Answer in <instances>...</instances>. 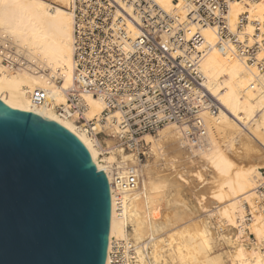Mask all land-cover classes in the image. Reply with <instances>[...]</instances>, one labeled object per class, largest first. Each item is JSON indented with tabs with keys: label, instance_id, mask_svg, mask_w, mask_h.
<instances>
[{
	"label": "bare ground",
	"instance_id": "obj_1",
	"mask_svg": "<svg viewBox=\"0 0 264 264\" xmlns=\"http://www.w3.org/2000/svg\"><path fill=\"white\" fill-rule=\"evenodd\" d=\"M73 1L0 0V101L6 107L51 119L74 133L91 152L97 169L106 174L111 196L106 264H110L114 242L133 244L134 264H264L260 193L264 164H238L219 142L220 138L226 139L227 148L232 149L236 136H240L245 158L259 161L264 157V71L249 65L232 44L221 48L215 27H201L191 19L193 4L188 0H155L186 28L188 38L200 30L204 38L200 70L206 88L220 103L217 115H204L208 133L203 148L192 145L175 125L161 129L158 139L149 134L143 137L144 147L150 146L153 152H159L162 144L172 145L182 156L192 155L202 161L216 176L215 188L209 195L214 207L209 209L206 197L201 195L197 206L209 210L207 217L197 225L196 234L186 227L182 230L170 223V207L164 195L152 191L147 171L152 165L139 163L136 152L125 150L115 122L110 120L102 128L114 139L102 142L98 136L90 135L83 124L76 123V114L69 118L58 112L61 106L68 107L67 94L73 86ZM241 16L247 18L244 33L248 43L260 45L257 60L263 61L264 0L232 1L228 15L231 32L236 31ZM37 92L44 93L40 104L34 101ZM83 98L87 106L85 118L99 117L105 104L91 95ZM139 164L142 177L134 190L122 192L111 187L116 172ZM197 176L202 179L200 172ZM118 202L122 204L121 211L116 209ZM212 226L218 231L238 233L233 240L227 234L220 236ZM226 246H233V250Z\"/></svg>",
	"mask_w": 264,
	"mask_h": 264
},
{
	"label": "built area",
	"instance_id": "obj_2",
	"mask_svg": "<svg viewBox=\"0 0 264 264\" xmlns=\"http://www.w3.org/2000/svg\"><path fill=\"white\" fill-rule=\"evenodd\" d=\"M188 1L193 4L191 19L201 27H215L221 48L232 44L249 65L264 71V60H257L260 45H250L244 33L247 18L241 16L236 31L230 30L228 15L235 0ZM72 11L73 86L68 107L58 108L59 114L69 118L76 114V123L99 137L110 120L115 122L119 141L126 151L136 152L139 163L146 158L143 137L154 136L167 125L179 127L192 145L205 147L204 115H217L220 103L206 88L200 70L204 53L200 30L188 38L186 28L155 0H74ZM84 95L105 104L99 117L85 118ZM34 98L40 104L44 93L37 92ZM141 177L140 164L130 166L115 173L111 187L130 192ZM260 193L264 209V186ZM116 209L121 211L122 204L118 202ZM133 255L132 243L114 242L110 264H134Z\"/></svg>",
	"mask_w": 264,
	"mask_h": 264
},
{
	"label": "water",
	"instance_id": "obj_3",
	"mask_svg": "<svg viewBox=\"0 0 264 264\" xmlns=\"http://www.w3.org/2000/svg\"><path fill=\"white\" fill-rule=\"evenodd\" d=\"M110 184L74 133L0 101V264H106Z\"/></svg>",
	"mask_w": 264,
	"mask_h": 264
},
{
	"label": "rangeland",
	"instance_id": "obj_4",
	"mask_svg": "<svg viewBox=\"0 0 264 264\" xmlns=\"http://www.w3.org/2000/svg\"><path fill=\"white\" fill-rule=\"evenodd\" d=\"M0 50H3L1 45ZM159 136L160 132L154 135L157 139ZM99 139L103 142L106 139L114 138L104 134L100 136ZM240 140V136H236L232 149H229V146L227 148L228 143H226V139L220 138L219 142L224 150H226L228 156L236 163L243 165L259 163L263 165L264 157L259 161L244 157L240 149ZM103 147L104 149L107 148L105 144H103ZM145 149L146 158L143 163L144 165H152L151 168L147 169L152 191L161 193L167 200L170 207L168 211L170 223L172 225L175 224V226H178L182 230H185L186 227L190 229V232L196 234V231H198L197 225L207 217L206 214L207 211H209L199 207L202 211L200 212L197 206V204H199L197 199L201 195H204L206 197V206L209 209L214 207L213 200L210 199L209 195L215 188L217 182L215 174L206 164H203L202 161L192 158V151L189 149H187L186 152H190L189 154L191 156L186 157L182 156L177 149L169 144H162L161 150L157 153L153 152L150 146L145 145ZM119 160L121 161L122 157H119ZM260 171L264 173V169ZM197 172H200L202 176L201 180L198 178ZM184 180H187V182ZM197 218L201 219L197 220ZM212 219L215 223L216 218L213 217ZM212 229L220 236L222 234H227L228 238H233L238 233V231L226 229L218 231L216 226H212ZM246 233H250V230L247 228ZM234 239L235 238H233V240ZM250 244L252 245L253 241H251ZM226 248H230L229 250L231 251L233 250V246H226Z\"/></svg>",
	"mask_w": 264,
	"mask_h": 264
}]
</instances>
